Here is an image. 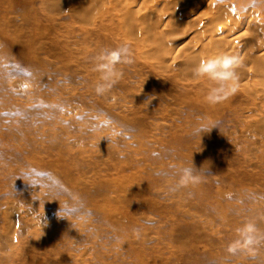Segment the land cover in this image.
<instances>
[{
  "label": "rangeland",
  "instance_id": "1",
  "mask_svg": "<svg viewBox=\"0 0 264 264\" xmlns=\"http://www.w3.org/2000/svg\"><path fill=\"white\" fill-rule=\"evenodd\" d=\"M89 1L0 0V264H264V247L226 251L245 219L264 232V76L241 67L209 105L194 62L163 52L203 54L209 0L169 10L161 35ZM249 2L213 0L262 23L264 0ZM121 43L132 62L98 95L92 58ZM192 162L212 175L172 191Z\"/></svg>",
  "mask_w": 264,
  "mask_h": 264
},
{
  "label": "bare ground",
  "instance_id": "2",
  "mask_svg": "<svg viewBox=\"0 0 264 264\" xmlns=\"http://www.w3.org/2000/svg\"><path fill=\"white\" fill-rule=\"evenodd\" d=\"M190 1L191 0H143L142 4L136 7V11L130 15V9L133 7L129 0H108L109 4L112 5L109 7H119L120 12L124 13L125 18L122 19L128 21V23L125 24L129 29L140 28L149 35L155 33V31L161 35L163 32L176 29L179 23L176 20V15L169 18L167 14L170 12L169 10H175L182 5L185 6L186 3ZM246 1L250 3L249 0ZM92 3L93 5H98L96 0H91L87 4L85 3L86 5L83 4V6L85 5L88 7ZM161 3H163L164 7L159 9L158 7ZM203 8L204 14H202V17L196 19L202 30H196L195 32V35L200 39L199 42H202L200 46L203 54H201L200 57L192 56L186 51L179 48L176 49V47L173 48L172 46H168L164 48L160 47V44L157 46L158 41L156 39L153 42L154 47H160L161 51L163 48L164 50L167 49L163 52L166 56L171 57L177 56L174 54H180V51L185 52L186 61L188 60V62L191 63L194 62V64L198 62L199 59L215 55L218 52L236 54L242 60V67L252 68L255 70L254 72H258L260 76H264V21L262 23L259 21L258 13L252 10L248 14L246 22H243L240 19L239 13H233V11L230 10L222 14V6L213 4V0H209ZM102 11L104 10L101 9L100 12ZM142 18L143 21L141 20ZM238 34L242 35L237 37L236 35ZM239 38L242 40H238ZM260 78L264 81V77ZM246 87L252 89L249 83L246 84L245 88Z\"/></svg>",
  "mask_w": 264,
  "mask_h": 264
},
{
  "label": "clouds",
  "instance_id": "3",
  "mask_svg": "<svg viewBox=\"0 0 264 264\" xmlns=\"http://www.w3.org/2000/svg\"><path fill=\"white\" fill-rule=\"evenodd\" d=\"M132 52L130 45L121 43L112 49H103L93 59L94 71L98 73L93 83V90L98 95L109 92L121 79L122 73L118 69L121 63H131ZM242 60L236 54L218 52L215 55L199 59L191 68V75L194 78H204L208 87L204 95V101L209 105L222 103L234 94L239 88ZM209 130V129H200ZM212 175L209 169H197L193 165L184 167L179 179L172 189L198 185ZM264 247V232L258 228L257 223L245 219L241 226L235 229V237L227 244L226 251L230 255L246 254L249 258L255 259Z\"/></svg>",
  "mask_w": 264,
  "mask_h": 264
}]
</instances>
